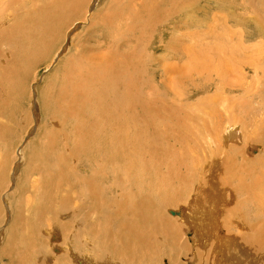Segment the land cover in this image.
<instances>
[{
  "label": "bare ground",
  "instance_id": "6f19581e",
  "mask_svg": "<svg viewBox=\"0 0 264 264\" xmlns=\"http://www.w3.org/2000/svg\"><path fill=\"white\" fill-rule=\"evenodd\" d=\"M221 1L0 0V45L11 44L0 51V84L22 66L15 44L28 46L31 63L54 49L61 30L55 56L74 26L85 30L70 37L67 55L84 33L96 41L59 64L78 72L68 90L77 92L83 79L79 102L92 108L78 119L80 141L68 155L79 163L55 176L52 199L43 189L10 202L0 264H159L153 235L169 242L170 264H264V0H232V16L211 19ZM70 104L62 114H76ZM1 120L4 140L10 129ZM12 161L10 171L18 157ZM4 181L0 227L11 186ZM186 226L196 230L194 250ZM2 254L11 260L3 263Z\"/></svg>",
  "mask_w": 264,
  "mask_h": 264
},
{
  "label": "rangeland",
  "instance_id": "374dc122",
  "mask_svg": "<svg viewBox=\"0 0 264 264\" xmlns=\"http://www.w3.org/2000/svg\"><path fill=\"white\" fill-rule=\"evenodd\" d=\"M92 2H94V0H92ZM214 2H216V1H213V3ZM221 2L222 3H226V4L223 7H221L220 11L219 10L218 11H213L212 12V15H211V19H213V18H215L217 16H220V15H223V14H225L227 12H229V15H231V16H232V14H234L232 11L231 12L229 11L230 9L232 10L233 8L235 10V7L232 4H229L230 2H232V0L231 1H229V0H222ZM227 4H229L230 7H228ZM92 7H93V5L90 4L89 9H88L89 10L88 15H90V10L92 9ZM225 7L227 8V10L224 9ZM21 11L22 10H18V12H21ZM22 16L24 18H26L25 14H22ZM31 21H32V18H31ZM124 23L125 22L119 23V22H117L115 20H112L111 22H109V24H116V25H122ZM75 28H77V29H75ZM81 28H83L82 25H77V26L72 27V29L70 31H68V34H67V36H68L67 39L68 40L65 42V44L67 46L63 50L59 51L58 54L55 56V54L57 52V48L59 47L58 44L60 45V43L62 41V38H63V33H62V30H61L60 31L61 33L59 32V38H58V42L59 43L56 42V46H54V49L53 50H49L48 52L45 53V55L43 54L42 56H38V57L36 56L34 58L33 62H31V63H29L28 61H25L24 62L25 55L30 54V50H29L28 46H26L25 44L23 46V43H22L21 45L15 44L12 47V50H14L13 56L16 57L18 60L20 59L19 63H21L22 66L19 65V67L17 68L18 70L15 71L16 73L14 72L11 75L12 76V79L6 78V82L3 81L0 84V86H1V92H0V100L1 101H0V103L3 105V108H0V120L2 119L1 120V125H4V126H6L7 128L10 129L8 135L7 134L6 135H2V136H5L6 139H4V140L1 139L0 140V143H2V144H0V178H3V180H5L4 182L7 183V184H9V181H10V185H11L9 187V189H7V191L5 192L6 194L5 193H4L5 195L2 194V197H1V198L4 199V200L2 199L1 202H2V206L4 208V211H5V216H6L7 221L5 219V222L0 227V247H1V239H2V237L4 235V233H5L4 230L8 227L9 223L11 222V216H12L11 214L13 213V211H15V207L14 206L12 207V209L10 211V209H9V207L11 205L10 202H13V201L17 202L18 199L20 197H23V196H24L23 198H28L29 196H32L33 195L34 191H35V195H36V192L43 191V189H45V190H47V191L50 192L49 193V196H48V200L52 199V192L54 193L56 191V189L54 187V184H55L56 180L59 179V176L60 175H61L60 177H63V175H65V173H66V175H68L67 174L68 169L66 168V166L68 167V164L69 165H72V164L74 165V163H76V164L79 163L77 158L72 159L68 155H69V152H72V150L75 148V146L80 141V138H78V137L81 136V130H79V131L77 130V126L80 125V124H77V122L80 123L79 121L83 117V114H86L87 116H91L90 114L85 113L84 111L90 112L92 110V108L89 107V105L88 106H83L82 105V102H81V104L79 102L81 99H83V97H82V91H84V87H85V85L83 84V79H80L78 81L79 84H80V87L78 88V91H77L78 93L75 90H71V91L68 90L72 86L75 85L74 82L73 83L71 82L72 81V78H73L72 76L75 77L76 76V73H78V72L75 73L74 70H70V72L66 73V72H64L62 66L59 65V64H61V62H62L60 60H62L63 57L65 55H67V52L69 50L68 49L69 41L71 39L70 37H73L76 33L80 32V31L83 32L85 30L84 29L85 26H84V28L82 30H80ZM104 31H109V29L108 28H106V29L104 28ZM102 32L103 31H101L100 34H102ZM222 36L223 35L221 33H219L218 37L222 39L223 38ZM19 40H21V39L20 38H18V39L15 38V40H13V41H14V43H16ZM75 42H73L72 44H70L71 50L72 49L73 50L72 51L70 50L69 54L67 55L68 57H72V56H74V54L83 51V45H86L87 47H90V46H92V45H94L96 43L95 38H93V34H90V33H88V34L87 33H84V37H82V39L79 40L78 43H77V41H75ZM9 45H11V44L10 43L9 44H2L1 43V45H0V51H2L3 49L5 51H7L6 46L9 47ZM2 47H3V49H2ZM66 49H68V50L66 51ZM40 51L43 52L44 49H39V51L37 52V55L38 54H41ZM8 57H9V54L7 53L6 58H8ZM55 59H57V60H55ZM5 63L7 64V61ZM83 64H85V61L83 62ZM49 65H51V66H49ZM58 66H60V68ZM58 68L61 69L63 73L61 72L59 74L58 73L56 74V71H57ZM83 69H84V67H81L80 68V72H79V76L80 77H81V75L84 77V74H82L83 71H81ZM64 77H66V78L68 77L69 79L67 80ZM58 81H59V83H58ZM62 83H64L65 85H67L66 86V89H64V90L67 91V93L69 95V98L66 97L63 100H61L60 99L61 97L59 96L60 91H61V88H62L61 87V84ZM88 86L89 87H92L93 85H88ZM92 88H94V87H92ZM90 90H92V89H90ZM75 94L78 95V98L76 97V99H75V97H72V96H75ZM2 95L4 96V98L2 97ZM263 95H264V93H263ZM193 99H195V98L193 97ZM61 102H63L64 104L61 105L60 104ZM69 102L71 103L70 105L73 107V109L74 110L76 109L77 111H75L76 114H73V115L72 114H69L68 116H66L68 113L66 112L67 114L66 113H63L62 114V112L66 111L64 107L66 105H68ZM257 102L259 103V100H257ZM257 102L255 101V105L258 104ZM76 105H77V107H76ZM74 106H75V108H74ZM57 107H58V109H56ZM62 107L64 108V110H63ZM77 108L78 109L80 108L79 111H78ZM81 108H83V109H81ZM85 108H86V110H85ZM7 110H9V111L7 112ZM243 110L246 111V102L243 104ZM58 112L61 114V116L62 115L64 116L63 117L64 119H66L64 121V123H63V118H61V116H60V114ZM56 113H58L57 114L58 117L56 116ZM10 114H11V117L9 119L8 117L10 116ZM25 116H27V117H25ZM71 116H72V118H71ZM67 117H70V119L67 118ZM257 117L260 118V116H257L256 115V118ZM74 118H76L77 120L74 119ZM78 119H79V121H78ZM31 120L33 121V123H31ZM74 121H75V124H72V122L74 123ZM66 122L67 123L69 122V124L67 125ZM73 125H74L75 128L73 127ZM62 126H63V128H62ZM65 128H68V129H65ZM67 131H68V133H66ZM70 131H71V134H72V138H71V136L69 134ZM48 135H51L52 137L51 136H48ZM76 135H78V137ZM50 138H52V139H50ZM53 138H55V140ZM72 139H73V141H72ZM68 140L71 141V143L68 142ZM51 141H52V143H51ZM58 141H60V142H58ZM55 142L57 143V146L55 145ZM75 142H77V144H75ZM62 143H63V145H62ZM69 145L72 146L71 151H69V149H70L69 148L70 147ZM73 145H75V146L73 147ZM52 146H55V148L52 147ZM59 146H61V147H59ZM66 146H67V148H66ZM46 147L49 148V150ZM52 148H54V149L52 150ZM64 148H66L65 149L66 151L68 150L67 153L64 150ZM23 149H24V155H22V157L23 156L24 157H23V159H21L22 157H20L19 154H20V152ZM7 151L10 152V153H8ZM38 153H39V155H38ZM257 153H258V151L256 153H254V154H257ZM58 154H59V157L60 156H63V157H60L61 159L64 158L63 160L59 159L60 162L59 161L58 162L55 161L56 159L59 158L58 157ZM13 155H15V156L18 157V164L19 165L17 164L15 167H13V169H11L13 171H10V168L13 165V164H11L13 162L12 160H14V158H15V156L12 157ZM50 156H51V158H50ZM38 157H40V158H38ZM41 158H42V160H41ZM76 159H77V161H76ZM41 161H42V163H41ZM9 163L11 164V165H8L10 168L8 166H6ZM62 163H63V166H61ZM36 164H37V166H36ZM44 164H45V166H44ZM48 165L50 167H48ZM32 166H33V168H32ZM55 166H57L58 168L55 167ZM3 167H4V169H3ZM41 168L45 172H42L41 171ZM49 168H51V170ZM25 169H26V171H25ZM64 171H67V172H64ZM30 172H32V173H30ZM50 172H52V173L50 174ZM12 173H14V174H12ZM33 173H35V174H33ZM9 174H10V177H9ZM36 174H38V177H37ZM55 176H56V178H55ZM31 177H32V179H31ZM37 178H39V179H37ZM17 179H19V182H18ZM30 179H31V182H30ZM17 184H19V185H18V188L16 189ZM26 184H27V187L28 188L25 187ZM48 187H50V188H48ZM3 188L5 189V186H2L1 187V189H2L1 192L3 191ZM24 188L27 190V192H25L24 194L23 193L21 194V192L24 190ZM29 189H30V191H29ZM31 192H32V195L30 194ZM12 194L14 195V200H13ZM7 195H9L8 196V203L9 204L6 203V200H5V196H7ZM31 216H32V214H31ZM1 217H2V215H0V223H2V221H3V219ZM246 230L249 232V229L246 228V229H244L243 233L244 232L245 233H248ZM195 231L196 230H195V228H193V226H190V228H188V226L185 227L184 239L188 240V244L190 243L189 245H190V248L191 249L197 247V244L195 243V235H196V232ZM1 232H2V234H1ZM15 233L17 234L18 231L15 232ZM11 236L12 235H10L9 242L12 240ZM153 236H154V238L157 239V244H152V245L157 246V248L159 249V251H161V253H159V256L161 257V260L162 261H160L159 264H163V263L164 264H170L171 263V262H169L170 261V258L168 257V255H165L164 254V250L166 248H168L169 242L167 240L165 242V239L166 238L164 239V237L162 235H153ZM190 237H192V238H190ZM159 242H160V244H159ZM163 242H164V244L162 246V243ZM197 249H200V248L198 247ZM180 251H181V249H180ZM185 252H186L185 250L184 251L183 250L181 251V253H185ZM3 255L4 254H2V256H1L2 257V260L4 261L3 263H5V262L7 263L9 260H11L8 257L7 254H6L7 255L6 258L3 257ZM262 259L264 260V258H261V260ZM9 263H11V262H8V264Z\"/></svg>",
  "mask_w": 264,
  "mask_h": 264
}]
</instances>
